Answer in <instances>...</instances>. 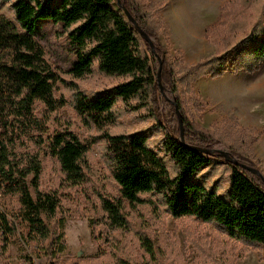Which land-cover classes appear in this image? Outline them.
Returning a JSON list of instances; mask_svg holds the SVG:
<instances>
[{
	"label": "trees",
	"instance_id": "16d2710c",
	"mask_svg": "<svg viewBox=\"0 0 264 264\" xmlns=\"http://www.w3.org/2000/svg\"><path fill=\"white\" fill-rule=\"evenodd\" d=\"M2 1L9 5L13 20L0 14V189L16 195L20 206L12 214L0 208L2 254H6L10 243L20 236L22 230L26 231V242L35 244L49 258L54 257L55 246L61 240V235L52 231L44 220L54 219L61 207L56 192L40 190L38 155L23 159L11 152L14 131L20 130L23 134L32 123L36 128L40 127L39 121L30 120L35 102H40L49 113L65 105L62 97L57 99L54 96L56 77L45 62L43 48L37 40V23L41 20L60 24L75 57L65 72L71 80L78 81L91 75L94 64L97 73L105 77L125 78L93 100L73 81L69 84L72 106L80 121L85 127L99 132L105 143V158L118 187V198H100L104 226L110 230L125 229L124 205L134 208L146 203L142 196L155 194L160 196L167 213L174 219L191 217L205 224H214L221 227L230 239L264 247V185L258 177L230 164H225L229 174L224 196L218 194L216 187H207L196 179L199 171L210 162L223 160L217 156H203L180 145L179 128L171 105L164 104L170 111V119L160 118L156 57L118 9L113 8L115 0ZM145 1L146 5L140 0H123V4L140 29L154 42L155 53L162 60L161 82L176 100L185 143L200 148H224L240 163L257 169L259 163L253 160L250 145L264 136V128L252 137L244 133L236 138L215 136L202 129L194 117L189 118L180 98L181 93L192 95L190 84L199 73L213 69L215 65L219 70L212 76L219 77L225 66L218 57L191 68L177 66V60L171 64L159 42L160 34L168 36L158 16L162 8L151 0ZM153 14L156 19L152 18ZM234 48L241 51L231 64L233 71L253 72L264 64V25L256 21L251 32L240 41L228 35L217 45V49L224 53ZM176 67L181 76H177ZM118 100L132 111L145 108L156 126L166 131L163 148L172 161L173 173L150 150L145 136L107 131L116 123L113 109ZM191 101L196 117L200 118L204 110L202 104L195 99ZM133 102L134 106L131 105ZM47 150L57 161L67 186L84 183L86 144L72 132L63 131L48 138ZM140 244L145 253L154 258L152 242L140 237ZM117 264L128 263L119 260Z\"/></svg>",
	"mask_w": 264,
	"mask_h": 264
},
{
	"label": "rangeland",
	"instance_id": "374dc122",
	"mask_svg": "<svg viewBox=\"0 0 264 264\" xmlns=\"http://www.w3.org/2000/svg\"><path fill=\"white\" fill-rule=\"evenodd\" d=\"M140 1L146 5L145 0ZM155 4L162 8L158 16L168 34L167 37L160 34L159 42L171 64L177 60V66L191 68L218 57L225 66L224 73L219 77L212 76L219 70L215 65L213 69L199 73L190 84L192 95L180 94L189 118L194 117L202 129L215 136L236 138L244 133L252 137L259 133L264 128V64L253 72L233 71L231 64L241 49L234 48L224 53L217 49V45L222 37L228 35L240 41L251 32L256 21L264 25V0H168ZM112 6L117 9L115 4ZM0 14L13 20L9 5L2 0ZM152 18L156 19V15L153 14ZM212 25L216 26L212 28ZM37 28V40L43 48L44 60L56 77L54 96L57 99L62 97L65 105L49 113L40 102H35L30 120L39 121L40 127L36 128L32 123L23 134L20 130L14 131L11 152L23 159L38 155L40 190L56 192L61 207L54 219L49 222L44 220L52 231L56 230L61 235V240L55 246L54 257L49 258L35 244L26 242V231L22 230L20 236L10 243L6 254L0 252V264H31L34 259H40L45 264H117L119 260L128 264H264L263 246L230 239L221 227L191 217L174 219L167 213L160 196L155 194L142 196L146 203L134 208L124 205L125 229L110 230L104 226L100 198L119 197L105 158V143L100 139L99 132L82 124L73 109L69 85L73 80L65 72L75 57L60 24L41 20ZM198 48L200 52L196 53ZM176 73L177 76L182 75L178 67ZM256 79L260 81V86L254 88ZM123 81L125 78H109L97 73L94 64L91 75L73 82L93 100ZM162 87L164 94L159 91L158 111L160 118L167 121L171 114L164 104L173 107L171 101L174 99L176 103V100ZM179 90L182 91L180 84ZM191 99L200 102L204 108L200 118L195 115ZM113 110L116 123L107 131L145 136L150 150L173 173L172 161L163 148L166 131L156 126L147 110L132 111L119 100ZM174 117L177 120L175 113ZM63 131L72 132L88 147L84 159L85 181L80 186H67L57 161L48 154V138ZM250 147L253 160L259 163L257 169L264 177V136ZM228 174L226 165L214 160L199 171L196 179L207 187H216L218 194L224 196L228 190ZM19 207L16 195L0 189L2 210L12 214ZM140 237L152 242L154 258L145 253Z\"/></svg>",
	"mask_w": 264,
	"mask_h": 264
},
{
	"label": "water",
	"instance_id": "95a60500",
	"mask_svg": "<svg viewBox=\"0 0 264 264\" xmlns=\"http://www.w3.org/2000/svg\"><path fill=\"white\" fill-rule=\"evenodd\" d=\"M115 5H116L118 11L122 14L124 19L126 20V22L134 30V32L137 35V37L148 44L150 52L152 54H154L155 57L157 58L158 68H157V72H156V81H157V84H158V87H159V91L161 92V94H164V88L162 87L161 81H160L161 60H160V58H158L157 54L155 53L153 40H151L140 29V27L135 22V20L130 16L129 12L126 10V8H125V6L123 4V0H115ZM171 104L174 107V113H175V116L177 117V120H178V126H179V130H180L178 141H179L181 146H183L187 150H190V151L195 152V153H199V154H201L203 156H208V157L217 156V157H219V158H221L223 160L224 164H230V165H233V166H236V167H240L241 169L249 172L250 174H252V175H254L256 177H258L260 179V181L262 182V184L264 185V177L262 176V174L260 173V171L258 169H254V168L249 167L246 164L240 163L234 157H232L228 151H226L224 149H220V148L208 149V148H200V147L189 146L188 144H186L185 141H184L180 115H179L178 108L176 106V103H175L174 99L171 101Z\"/></svg>",
	"mask_w": 264,
	"mask_h": 264
},
{
	"label": "crops",
	"instance_id": "0c3cea01",
	"mask_svg": "<svg viewBox=\"0 0 264 264\" xmlns=\"http://www.w3.org/2000/svg\"><path fill=\"white\" fill-rule=\"evenodd\" d=\"M152 1H154L155 3H157V4H159V3H162V2H167L168 0H152ZM185 9H186V6L184 7V11H185ZM194 38H195V36H194ZM200 52V48H198L197 50H196V53H199ZM209 77V76H208ZM255 81V84H254V88H257V87H259L260 86V81L259 80H254ZM200 81H198L197 83H199ZM199 86V89L201 88V86L200 85H198Z\"/></svg>",
	"mask_w": 264,
	"mask_h": 264
},
{
	"label": "built area",
	"instance_id": "2783aa9c",
	"mask_svg": "<svg viewBox=\"0 0 264 264\" xmlns=\"http://www.w3.org/2000/svg\"><path fill=\"white\" fill-rule=\"evenodd\" d=\"M31 264H45L42 260L40 259H34Z\"/></svg>",
	"mask_w": 264,
	"mask_h": 264
}]
</instances>
